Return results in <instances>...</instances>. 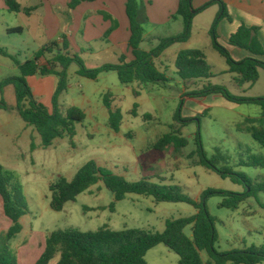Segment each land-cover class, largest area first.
Masks as SVG:
<instances>
[{
  "label": "rangeland",
  "instance_id": "obj_1",
  "mask_svg": "<svg viewBox=\"0 0 264 264\" xmlns=\"http://www.w3.org/2000/svg\"><path fill=\"white\" fill-rule=\"evenodd\" d=\"M17 2L25 6L31 2L35 3L36 0ZM145 5L149 6L150 3L147 1ZM209 13L206 12L200 19ZM29 22L34 24L38 20L9 12L3 15L0 11V47L10 54L17 55L23 63L33 59L47 42L42 30L34 31ZM65 23L63 21V24ZM7 26L23 27L24 33H9ZM183 26L182 22L179 24L173 22L169 26L159 27L156 36L160 39L176 36ZM206 26L202 21L195 25L190 43L191 48L203 50L212 66L215 77L210 81L184 82L177 74L175 50L164 53L157 62L159 71L166 74L169 81L146 86L134 83L128 86L135 90L134 93L127 86H120L123 84H120L115 72L102 73L98 80L93 81L77 74L80 69L77 64L69 68L68 89L59 99L60 107L70 108L76 98H82L84 95L103 107L105 95L110 94L108 88L114 90L116 105L124 118L122 133L128 134L125 139L116 136L115 132L106 127H101L100 131L96 132L95 120L90 116L83 124L77 125V136L73 144L69 139L59 140L52 148L45 150L41 147L34 153L31 152V146L42 144L41 137L31 127L30 131H35L37 136L36 141L30 139L27 133L23 134L19 125L26 127V124L21 118H18L16 126L21 138L15 147L9 144L12 143L10 137H7L4 131H0V158H3L7 151L13 153L10 157L14 166L12 172L18 178L29 210L20 221L22 232L9 243L16 257L18 255L14 245L18 246L24 241L28 245L34 244L36 243L34 241L45 238L55 231L78 230L86 233L101 229L112 231L140 229L164 232L167 221L196 215L197 210L190 205L157 203L153 198L138 195H128L125 200L116 202L114 195L103 183L80 195L76 201L67 203L63 211H53L50 186L61 178L72 180L77 172L92 160L129 182L148 179L153 184L179 186L197 202H201L203 194L209 190L244 194L246 192L244 185L234 183L229 178L224 179L214 170L195 166L192 160H189V155L197 150L196 139L200 134L205 154L215 163L217 169L230 168L254 182L264 180V168L254 169L239 165L241 159L250 156L264 157V150L252 136L239 131L240 127L245 126L247 119H262L264 110L256 105L231 104L221 94L198 98L190 96L191 93L202 91L204 87L212 84L226 88L236 97H264V69H260V79L254 87L236 85L232 76L227 73L225 59L212 47V38L211 35L207 37ZM144 29L150 32L152 27L146 24ZM92 47L93 55L78 54L84 60L87 69L94 70L107 64L119 63L113 53L103 50L107 48L104 44H92ZM152 48L153 45L148 41L142 46L143 50ZM52 57L53 55L43 59L41 66L47 65ZM0 61L8 65L5 78L20 76L19 70L10 60L0 56ZM50 76L58 79L54 75ZM41 77L38 75V79ZM115 86L123 87L124 94L120 96ZM5 100L9 105L15 104L13 88L7 89ZM135 104L139 107L136 111L138 116L132 115ZM180 108L183 119L195 121L187 123L186 126L175 121L174 117ZM147 116L149 119H146ZM7 117L12 118L9 115ZM177 132L188 141V146L178 153L173 147L165 152H156L153 144H150L165 134ZM224 200L225 197L221 195L210 196L207 200V209L216 222L217 252L228 253L262 247L264 193L246 199L236 210L223 207ZM113 205L114 210L111 208ZM3 219L0 207V229L5 227ZM191 232V227L185 231L188 236H191ZM34 236V241H31ZM202 258L205 264H215L211 262L206 252L202 253ZM179 260V256L165 245L155 247L146 256L147 264H178Z\"/></svg>",
  "mask_w": 264,
  "mask_h": 264
},
{
  "label": "trees",
  "instance_id": "obj_2",
  "mask_svg": "<svg viewBox=\"0 0 264 264\" xmlns=\"http://www.w3.org/2000/svg\"><path fill=\"white\" fill-rule=\"evenodd\" d=\"M9 10L13 13L22 11L21 6L15 0H5ZM44 1V0H38ZM96 0H74L70 8H76L84 2H95ZM194 0H179V7L173 18L183 20L184 29L181 34L159 39V44L150 52L141 49L144 39V28L139 22L140 5L142 0H127L126 11L130 21L131 37L129 48L133 59L122 56L118 64L104 65L101 68L89 70L84 60L78 55H71L69 43L64 39L63 48L58 43H52L42 48L33 59L22 63L17 55L10 54L6 49L0 47V56L9 59L19 70L20 76L9 77L0 82V93L8 87H13L16 96V107L21 118L29 127H33L42 140V148L47 150L59 140L69 139L71 144L77 136V125L86 121V114L78 107L62 109L59 99L67 91L68 70L73 64L79 66L78 75L96 81L102 73L115 72L119 81L125 86L139 83L141 85L167 83L169 79L166 74L159 71L156 61L171 47L187 44L192 36L195 17L214 5L220 6L210 35L213 48L225 59L228 71L233 82L239 87L246 84L254 86L260 79V69H264V47L259 40L258 27L241 26L238 31L230 37L229 44L233 47L248 51L252 57L242 61H236L229 50L220 44L218 28L222 21L232 22L227 5L221 0L211 1L199 9L193 8ZM37 8L26 10L31 15ZM10 33H21L22 29H12ZM110 32L105 35L107 41ZM56 51V52H55ZM65 51V53H64ZM52 54L47 65L40 63L46 54ZM59 68L61 71H58ZM178 76L184 82L207 80L215 77L213 68L207 57L200 50H185L178 54L176 60ZM54 75L59 78V84L53 97L52 110L37 101L28 79L34 76ZM221 94L225 100L237 105H256L264 110V97L262 98H240L231 95L226 88L210 84L202 91L190 94L193 98L207 97L209 95ZM112 95L104 97V105L109 111L110 128L118 133L123 124V114L120 110L112 109ZM0 108L9 110L4 100ZM138 104L134 105L132 115L138 116ZM12 109V110H13ZM146 119H149L148 116ZM175 121L186 126L195 119H183L181 108L174 117ZM263 119H247L245 126L239 131L248 133L253 140L264 150V126ZM197 150L189 155L193 165L202 166L216 171L222 178L231 179L232 182L244 185V194L227 193L209 190L202 196V201L197 202L188 196L179 186H167L153 184L148 179L137 182H129L124 177L116 175L110 169L101 167L94 160L86 163L74 176L72 180L61 178L50 186L52 193L51 209L55 212L64 210L65 205L74 202L77 198L88 192L92 187L103 183L110 191L116 202H121L128 195H138L153 198L157 203L187 204L197 210L196 215L188 218L167 221L164 232H151L147 230L131 229L123 231H112L101 229L97 232H80L78 230L55 231L46 238V246L43 254L36 264H147L146 256L149 251L159 245H165L175 252L180 260L178 264H205L202 253L206 252L215 264H262L264 263V244L260 248H248L228 253L217 252L215 246L218 240L215 219L207 209V200L210 196L221 195L225 197L223 207L238 209L248 198L264 193V180L252 181L249 177L234 172L230 168L217 169L215 163L210 161L203 149L200 134L197 139ZM188 146V141L181 133H169L161 137L154 145L157 152H165L173 147L176 153ZM32 150L35 146L32 145ZM240 166L247 168H264V157L250 156L241 159ZM0 198L3 204L4 215L12 222V226L6 235L0 237V264H18L16 255L11 251L9 243L21 232V219L29 212L26 199L23 195L18 178L14 172L0 165ZM114 210V205L111 207ZM191 227V236L185 231Z\"/></svg>",
  "mask_w": 264,
  "mask_h": 264
},
{
  "label": "crops",
  "instance_id": "obj_3",
  "mask_svg": "<svg viewBox=\"0 0 264 264\" xmlns=\"http://www.w3.org/2000/svg\"><path fill=\"white\" fill-rule=\"evenodd\" d=\"M73 1L74 0H44L41 2L36 0L35 3L31 2L26 4L25 6H22L19 4V2H17L21 6L22 11L14 14L25 15L28 16L29 18H35L38 20L37 23L34 24L33 22H29V23L32 24L31 28L34 31L42 30L43 35L47 39V42L45 43V47L52 43H58L59 47L63 48V44L65 41L64 39L66 38V40L69 43V52L71 53V55H78L79 53L81 54L91 53V55H93L94 50L92 44H104V46H106L107 48L103 50L106 51L107 53H113L118 58V62L122 56H126L130 60L133 59L131 49L129 48L131 31H130V21L126 11L127 0H96L95 2L92 3L84 2L78 5L74 9L70 8V4ZM147 1L150 3L149 6L145 5ZM211 1L214 0H194L193 8L199 9ZM221 1H223L227 5L233 21L228 22L227 20H224L219 25L218 35H219L220 44L229 50L232 57L236 61H242L246 58L252 57V55L248 51L231 46L229 44V40L230 37L233 34H235L241 26H247L250 28L258 27L260 28L258 34L259 40L264 47V0H221ZM178 7H179V0H142V3L140 5L139 22L141 23L143 28L144 25L148 24L149 26L152 27V30L150 32H146L144 29V39H143V43L141 44V49L145 41H148L149 43L151 42V44L153 45L152 49L158 46L160 38L156 36L157 35L156 30H158L159 27L169 26L173 22L177 24H179V22H182L183 24V20L181 18H173L178 11ZM33 8H37V9L31 15H27L26 10ZM0 11L3 13V15H5L7 12L13 13L9 10L5 0H0ZM219 11H220L219 6L214 5L209 9L205 10L204 12L198 14L194 19L193 29L196 24L202 21L205 23V25H207L206 26L207 37L210 36L212 25L217 15L219 14ZM206 12H210L209 15H207L203 19H200L201 16H204V14H206ZM63 21H65L66 23L63 24ZM7 27H8V32L12 29L21 28L22 29L21 33H24L23 27H14V28H11V26H7ZM183 29L184 26L179 29L178 34H181L183 32ZM108 32H110L111 34L108 40L106 41L105 35ZM191 40H192V36L187 44L178 45V47L175 45V47L173 48L171 47L166 52H168L169 50H175L176 55L178 56L180 52L185 50H200V49L191 48V43H190ZM85 47L87 48V50H85ZM152 49L144 50V51L150 52ZM40 50L41 48L38 50V52ZM49 56H52V54L47 53L46 58H48ZM160 58L156 61V63L160 60ZM262 60L264 61V57H262ZM7 66L8 65L6 63L0 61V79L2 80L6 79L4 75L6 69H8ZM58 71H61V69ZM28 82L32 88V91L37 101H39L40 103L44 104L46 107L52 110L53 97L55 95L57 86L59 84V78L57 79V78H53L52 76H49L43 78L41 77L40 79H38V76H34L29 78ZM120 86H125V85H120ZM254 86L249 85L250 88ZM115 87L117 89L116 90L117 93H119L120 96L124 94L123 91L124 89H122L123 87H118V86ZM8 88H13V87H8ZM8 88L4 90V93H1L2 100H4L6 104L7 102L5 100V96L7 94ZM127 88L129 89L130 87L127 86ZM130 90L133 93L135 92L133 88H130ZM108 91H109L108 93H110L113 97L112 109L115 111L119 110L118 106L116 105V100H115L116 94L114 90L108 88ZM16 104L17 102H15L14 105L7 104V106L10 108L9 110L0 108V131H4L6 133L5 135L7 137H10L12 143L10 142L9 144L13 145L14 147L16 146L18 140L21 138L20 136L21 134L19 133V130H16V126L18 125V118H21L18 112L13 109L16 107ZM73 106L78 107L85 112L87 117L86 120L89 118V116L93 120H95L96 132L100 131L101 127L109 128L112 132H115L110 128V124H109L110 115L105 105L101 107L99 103H94L89 97H86L84 95L82 98H76L74 100ZM8 115L12 118L8 119L9 118L7 117ZM249 119H254V118H249ZM19 127L23 131V134L27 133L30 139L36 141L37 136L35 134V131H30L29 129L30 127L27 126V124L26 127H22L20 125ZM122 127L123 124L121 126L120 131L118 133L115 132V134L116 136H121L123 139H125L128 134L122 133ZM159 139L160 138H158L155 141V143L154 142L150 143L153 144V148ZM32 145L35 146V150L31 149L32 153H34L37 149H40L42 147L41 143L38 146H36L35 144ZM112 145L114 147H117L115 146L116 144H112ZM12 154H13L12 152L7 151L5 152V156L3 158L2 157L0 158V165L4 166L6 169L10 171H13L14 168L13 161L10 159ZM0 207L2 208V215L4 216L3 222L5 224V227L0 229V235H6L12 226V222L9 219H7L4 215L1 198H0ZM34 238L35 236L31 238V241L32 240L34 241ZM46 238L47 236L45 238L42 237L38 241H34L36 242L34 244L30 243L28 245L27 242L24 241V243H21L18 246L14 245L16 254L18 255L17 256L18 264H36V262L39 260V258L41 257V255L45 250Z\"/></svg>",
  "mask_w": 264,
  "mask_h": 264
}]
</instances>
